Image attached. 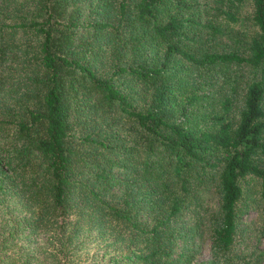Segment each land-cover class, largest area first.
Masks as SVG:
<instances>
[{
	"label": "trees",
	"instance_id": "1",
	"mask_svg": "<svg viewBox=\"0 0 264 264\" xmlns=\"http://www.w3.org/2000/svg\"><path fill=\"white\" fill-rule=\"evenodd\" d=\"M201 10L0 0V264H192L204 235L205 264L233 263L241 179L264 182V0L243 54L213 48L223 29ZM232 63L262 66L236 114L227 94L181 120L182 75Z\"/></svg>",
	"mask_w": 264,
	"mask_h": 264
},
{
	"label": "rangeland",
	"instance_id": "2",
	"mask_svg": "<svg viewBox=\"0 0 264 264\" xmlns=\"http://www.w3.org/2000/svg\"><path fill=\"white\" fill-rule=\"evenodd\" d=\"M202 10L201 18L211 17L223 29L216 38L213 48L218 50L235 49L246 53L249 39L255 34L257 26L252 20L253 0H200ZM218 6L231 8L236 16L235 21H230ZM261 67H251L245 63H232L229 67L215 66L202 70V73L193 82L194 75H182V86L186 88L183 93L185 109L179 114L181 120H187L189 114L200 119L210 111L222 112L221 100L227 94L233 97L234 108L229 111V116L236 114V106L240 103L245 83L259 76ZM175 70H188L190 66L185 61L179 60L172 63ZM195 74V73H194ZM191 94L198 98L190 100ZM185 113V114H183ZM207 125L209 120L205 117L202 121ZM264 165V163H263ZM242 195L236 203L238 213V227L233 245L226 252L233 259L234 264H264V182L254 174L248 173L241 179ZM208 204L215 206L218 197L206 199ZM210 239L204 235L202 250L192 264H205L211 258ZM232 261L228 264H233Z\"/></svg>",
	"mask_w": 264,
	"mask_h": 264
}]
</instances>
